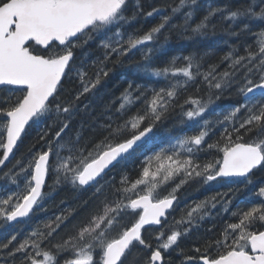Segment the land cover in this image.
<instances>
[{
  "label": "snow or ice",
  "instance_id": "obj_1",
  "mask_svg": "<svg viewBox=\"0 0 264 264\" xmlns=\"http://www.w3.org/2000/svg\"><path fill=\"white\" fill-rule=\"evenodd\" d=\"M129 2L0 0V92L7 93L0 98V167L13 154L26 126L52 120L39 136L46 150L32 154L27 162L17 160L18 171L4 173L18 188L17 177L23 176L24 187L0 198V220L29 217L45 197L43 189L50 173H55L53 189L67 183L77 191L93 190L96 201L94 207L82 201L86 215L73 223L71 234L62 239L54 237L76 219L75 208H66L22 240L16 235L0 237V264H16L17 260L19 264H58L57 257L64 253L69 256L63 264H140L136 257L130 259L136 249L147 250L143 264H165L163 253L178 249L180 238L210 215L209 206L216 207L217 196L227 195L217 193L196 202L185 216L167 224L177 199L175 193L182 185L196 178L205 184L223 178L246 186L252 183L253 170L264 167V0H246L235 8L208 4L206 13L195 23L192 6L197 0H178L170 6V13L157 7L144 13L136 0L131 15ZM185 8L183 22L171 23ZM140 15H159L160 22L142 34L127 33L126 26ZM214 17L221 24L229 22L225 31L231 37L254 36L255 47L246 45L243 55L233 47L221 57V63L226 62L221 71L219 64L204 68L208 52L173 56L163 66H154L151 58L164 45L143 48L140 70L164 78L167 85L141 90L130 83L117 107L105 106L104 122L90 125L98 136L85 140L77 132L74 139H65L66 130L81 110V98L109 76V64H120L134 49L157 42L166 28L176 30L184 40L204 37L215 31ZM97 37L103 55L92 62L90 74L83 61L76 65V50ZM168 40L165 35V44ZM73 71L80 86L64 99V81ZM191 86H195L196 95H186L181 102V95ZM202 88L203 96L199 95ZM226 95L238 97L239 102L214 113L215 118H205L210 107ZM137 101L143 108L129 115ZM177 108L181 122L195 123V130L143 159L137 178L124 173L118 183L105 180L108 172L129 159L155 124ZM205 148L215 150L219 158L198 162ZM176 176L181 177L179 184L161 196L159 189ZM254 195L264 198V187ZM230 204L231 200L226 201ZM231 215L236 221L227 222L219 238L206 240L203 251L196 247L198 255L185 256L182 264H264V199L260 203L243 201ZM126 217L134 222L125 224ZM146 226H158L155 247L144 238Z\"/></svg>",
  "mask_w": 264,
  "mask_h": 264
},
{
  "label": "trees",
  "instance_id": "obj_2",
  "mask_svg": "<svg viewBox=\"0 0 264 264\" xmlns=\"http://www.w3.org/2000/svg\"><path fill=\"white\" fill-rule=\"evenodd\" d=\"M246 0H197V5L192 6L195 8V15L193 23L199 21V19L206 13L207 5L212 4L224 5L228 4L235 8ZM173 3H178V0H139L140 6L143 8L144 13L150 11L153 7L161 8L165 10L166 13H170V6ZM136 0H130L128 7V14L135 10ZM188 9L185 8L180 14L173 17L171 23H182L183 13ZM160 22V16L154 15L152 17H147L146 15H140L137 19L130 25H127L125 31L127 33H137L142 34L147 31L152 26ZM213 22L217 23V27L214 32H209L204 37H196L192 40H184L178 37L176 30L165 29L161 34L157 42L152 44L142 46V49H134L129 53L127 57L123 59L120 64H109L108 66L112 68L109 76L102 80L101 85L94 89L92 93L87 94L85 97L81 98L80 102V112L71 121L70 129L66 130L68 137L75 138V134L80 132L85 140L93 135H99V133H93L91 131L90 125L94 123L104 122V112L105 106L110 105L115 108L119 105V97L128 88L131 83L134 87L139 85L141 90L158 89L167 85L168 81L164 78H156L145 74L140 70V65L144 63L142 59L143 48L147 47H159L164 45L158 53L152 56L151 63L154 66H163L167 63L173 56H186L190 54H195L197 56L204 55L205 52L209 54L204 58V68L206 69L209 64H219L220 67L218 71L223 70L226 67V62L221 63V57H223L227 52L231 51L233 47L238 49L239 54H245L244 48L246 45H252L255 47V38L251 34H243L239 37H231L226 34L225 29L229 22H223L222 24L218 22V17L213 18ZM256 30H260L257 26ZM168 35L169 40L165 44L164 36ZM100 38L89 42L82 49L76 50V65L80 66L81 61H83V67L91 72L94 70L92 67V62L98 58H102L103 49L99 47ZM79 80L76 76L75 71L70 74V78L64 81V88L62 96L67 99L71 93H74L79 88ZM204 89H201L199 95H204ZM150 95V91L148 92ZM196 95L195 86H191L184 92L180 100L181 102L186 95ZM7 93L0 92V98L6 96ZM134 95H139V92H134ZM239 98L236 96H225L219 101H216L209 109V112L205 114V118H215L214 113L222 112L228 109L231 105L237 104ZM84 105H88L87 108ZM186 108L190 105H186ZM143 104L141 101H137L129 109V115L135 114L138 109H142ZM182 116L180 114V109L177 108L170 112L165 118L157 122L154 129V134L152 137L143 144L137 151L133 152L129 159L121 165H117L114 170L109 173L105 180L118 183L120 176L126 173L130 178L135 179L138 177L141 171V165L143 159L147 156L152 155L154 152L159 151L163 147H167L169 144L174 143L177 137L185 133H191L195 130L196 125L193 122L182 123ZM147 123V122H145ZM52 125V120H47L43 123L34 124L31 127H27L25 133L21 137L13 156L5 163L3 167H0V198L6 197L8 194L14 191H22L24 187L23 176L17 177L19 182V188L16 184H12L8 177L4 173L12 171H18L16 167V161L21 160L22 162H27L29 157L36 153L37 151L46 150L44 143L39 140L40 134L49 129ZM144 125H141L143 127ZM255 135V133H252ZM216 137L213 136L212 140ZM211 142V141H210ZM219 158V154L215 153V150H207L199 153L200 163H204L209 160ZM181 177L176 176L174 180L163 185L160 189V195H167L176 184H179ZM55 173H50L48 176V181L45 187V197L41 202L40 206L35 208L33 213L26 219L17 223L6 222L0 220V237L16 235L18 241L25 238L33 229L37 226L43 227V224L47 221L54 219L55 216L60 215L66 208L76 209V219L71 220L67 227H63L54 240H59L72 232V224L76 223L78 220L82 219L86 213L82 207V201H89V207L95 206V199L92 198V191H77L72 188L70 184L62 183L56 185L53 189L51 186L54 184ZM251 184H237L230 181H211L205 184L202 178H196L189 180L186 184L182 185L175 195L178 200L175 204L174 209L168 214L167 224H174L175 220L181 219L185 216L188 209L194 205L196 202L203 201L212 196H216L217 193L227 195L217 196L216 207L212 208L209 206L208 212L210 215L205 216L203 220H199L196 227H193L191 231L180 238L179 248L176 250H169L164 252L165 264H182L184 262V257L188 255L196 256L194 249L196 247H201L206 240H214L220 237V234L227 222H235L236 218L231 215L233 211L236 210L237 205L243 201H252L254 203H260L262 199L254 195V191H258L259 187H264V167H261L253 172L251 175ZM232 189V191H229ZM110 192L111 189H108ZM231 200L230 205H226V201ZM227 206L228 211H223V208ZM134 220L132 217H126L124 223L130 225ZM144 231V238L150 241L155 247L156 240L155 236L157 234V227L147 228ZM183 250V254H181ZM147 250H134L132 256L136 257L140 264H143V258L146 256ZM214 254V253H213ZM69 253H64L57 257L58 264H63V261ZM16 264H19L17 260ZM187 264H199L198 261L187 262Z\"/></svg>",
  "mask_w": 264,
  "mask_h": 264
},
{
  "label": "water",
  "instance_id": "obj_3",
  "mask_svg": "<svg viewBox=\"0 0 264 264\" xmlns=\"http://www.w3.org/2000/svg\"><path fill=\"white\" fill-rule=\"evenodd\" d=\"M27 127V126H26ZM153 134V130H152V132H150V133H148V135H147V137H145L144 139H143V141H141V142H138V144H139V146L138 147H140L147 139H149V137L151 136ZM18 143V142H17ZM138 147H135L134 148V150L135 149H137ZM16 148V147H15ZM15 148H14V150H15ZM134 150H132V152L134 151ZM14 152V151H13ZM12 156V154H10V157ZM9 157V158H10ZM254 171V170H253ZM46 181H47V178H46ZM44 190V189H43ZM176 202V201H175ZM175 202H174V204H175ZM174 206V205H173ZM169 211H171V209L169 210ZM23 219V218H22ZM18 220H21V219H18ZM146 227H152V226H146ZM156 227H158V226H156Z\"/></svg>",
  "mask_w": 264,
  "mask_h": 264
},
{
  "label": "bare ground",
  "instance_id": "obj_4",
  "mask_svg": "<svg viewBox=\"0 0 264 264\" xmlns=\"http://www.w3.org/2000/svg\"><path fill=\"white\" fill-rule=\"evenodd\" d=\"M177 201H178V200H177ZM177 201H176V202H177Z\"/></svg>",
  "mask_w": 264,
  "mask_h": 264
}]
</instances>
